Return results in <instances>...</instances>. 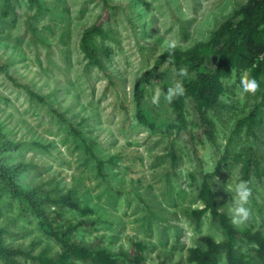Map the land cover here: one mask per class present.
I'll use <instances>...</instances> for the list:
<instances>
[{
  "label": "rangeland",
  "instance_id": "rangeland-1",
  "mask_svg": "<svg viewBox=\"0 0 264 264\" xmlns=\"http://www.w3.org/2000/svg\"><path fill=\"white\" fill-rule=\"evenodd\" d=\"M246 1L40 0L38 11L28 0H0V67L7 65L10 76L45 99L31 97L0 68V134L21 144L3 161L26 165L16 184L35 188L47 215V221L36 215L0 177L4 243L26 254L15 255L17 263L227 264L224 248L211 259L192 255L194 249L205 252L204 235L225 239L210 211L196 219L205 174L232 225L264 236V106L248 127L264 89V60L260 69L247 65L241 47L221 67L218 102L201 116L186 99L187 126L179 132L168 127L179 96L152 103L157 88L196 76L188 60L166 53L168 42L182 50L206 44ZM92 26L104 31L90 41L99 64L81 48L82 34ZM202 50L206 68L214 70L222 55L207 45ZM181 66L188 69L185 77L178 74ZM249 76L260 84L254 93L239 87ZM248 157L251 214L233 223L230 186L243 180ZM68 227L69 241L87 253L67 250L52 235ZM258 248L234 239V251L253 264L264 262Z\"/></svg>",
  "mask_w": 264,
  "mask_h": 264
},
{
  "label": "trees",
  "instance_id": "trees-1",
  "mask_svg": "<svg viewBox=\"0 0 264 264\" xmlns=\"http://www.w3.org/2000/svg\"><path fill=\"white\" fill-rule=\"evenodd\" d=\"M28 2L34 5L36 10L40 11L42 9L40 0H28ZM235 14V17L222 21L212 31L211 37L206 44L196 43L184 50L177 47L167 49L166 53L168 55L175 58L183 57L190 62V67L196 71V76L193 79L183 80L186 92L184 95L179 96L176 101V116L168 126L175 129L176 132L185 129L187 126L185 116L186 99L194 102L196 110L201 116L205 113L207 107L214 106L218 102V79L221 67L225 62L230 61L238 53V50L241 47H244L245 49L247 65L256 63L258 69L261 68L264 60V43L261 40V32L264 28V0H247L242 6H240L239 10ZM94 35H104V31L99 26H92L85 29L81 37V48L91 61L99 64L96 52L90 43L91 38ZM205 45L209 46L213 53L222 55V60L217 64L214 70L206 68L207 64H205V53L202 50ZM0 68L6 72L10 80L16 86L22 87L31 97L37 99L39 102H43L45 100L40 94L30 89L27 85L18 83L15 78L10 76L8 74L9 67L7 65H2ZM258 106H264V89L258 105L248 115V127L253 121ZM138 116L142 122L146 121L139 111ZM20 145V142H14L2 137L0 134V177L7 183L12 195L25 198L35 214L47 221V215L41 207L44 200L35 195V188H19L16 184L15 179L18 177L20 172L26 168V165L22 162L7 164L3 161L6 151L15 150ZM228 148L229 141L225 147V152L228 151ZM170 155L172 160H175L174 158H176V155L172 145ZM251 161L252 159L248 157L243 161L241 166L242 178L243 180L248 181L249 184L251 181ZM97 167L98 169L102 167V161H98ZM197 195L202 201L203 207L196 211V219H199L200 214L203 212L210 211L211 215L218 219L219 224L224 231L225 239L222 242H215V240L210 236H202L201 240L207 248L204 253H201V251L197 249L192 250L194 260L200 261L204 258H214L219 249L224 248L227 264H253L234 251V239L237 236H241L248 241L255 242L259 246L258 253L260 256L264 255V236L259 231H251L246 228L237 229L232 225L230 218L225 213L221 212L217 206L215 194L207 182V174L203 175L201 186ZM62 200L72 206H76L67 196H63ZM71 231V227H68L65 230L52 232V235L64 248L67 250H73L78 247L68 239V233ZM78 250L82 253H87V250L82 247L78 248ZM17 254H25V252L19 249L7 247L4 243L3 230L0 227V260L5 259L11 264H19L14 258ZM257 264H264V262Z\"/></svg>",
  "mask_w": 264,
  "mask_h": 264
},
{
  "label": "clouds",
  "instance_id": "clouds-1",
  "mask_svg": "<svg viewBox=\"0 0 264 264\" xmlns=\"http://www.w3.org/2000/svg\"><path fill=\"white\" fill-rule=\"evenodd\" d=\"M169 49H173L176 47V42L169 41L168 42ZM178 74L181 77H185L188 75V69L186 66H181L178 69ZM260 84L259 81L255 77H245L239 81V87L242 92L254 93ZM186 89L184 87L182 80H176L174 83L170 84L166 90L162 88H157L152 95V103L159 104L161 100V96H164L169 102L173 100L174 97L184 95ZM230 191L234 192V200L233 205L230 209L231 212V220L233 223H242L247 220L251 214V209L248 207L249 198L252 195V188L248 181L240 180L234 185L230 186Z\"/></svg>",
  "mask_w": 264,
  "mask_h": 264
}]
</instances>
